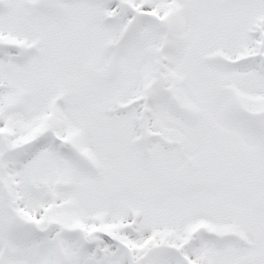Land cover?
<instances>
[{
  "label": "snow or ice",
  "instance_id": "6c2138e0",
  "mask_svg": "<svg viewBox=\"0 0 264 264\" xmlns=\"http://www.w3.org/2000/svg\"><path fill=\"white\" fill-rule=\"evenodd\" d=\"M0 264H264V0H0Z\"/></svg>",
  "mask_w": 264,
  "mask_h": 264
}]
</instances>
